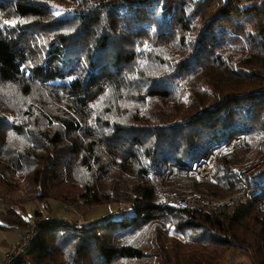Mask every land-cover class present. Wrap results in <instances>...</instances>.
Listing matches in <instances>:
<instances>
[{"label":"trees","instance_id":"obj_1","mask_svg":"<svg viewBox=\"0 0 264 264\" xmlns=\"http://www.w3.org/2000/svg\"><path fill=\"white\" fill-rule=\"evenodd\" d=\"M0 112V203L132 211L16 264H264V0H0Z\"/></svg>","mask_w":264,"mask_h":264},{"label":"rangeland","instance_id":"obj_2","mask_svg":"<svg viewBox=\"0 0 264 264\" xmlns=\"http://www.w3.org/2000/svg\"><path fill=\"white\" fill-rule=\"evenodd\" d=\"M58 4V3H56ZM54 5L53 12L56 14L59 12L60 14L63 13V10L61 9L60 4ZM71 10H68V13H71ZM1 115V112H0ZM243 143H245V139L241 138L238 141H234L233 144L231 145L232 148H229L228 151L231 152L232 150H239L240 148L243 147ZM236 147V148H235ZM225 152H228L226 149H224ZM238 153V152H237ZM217 153L212 155L211 157L213 160L210 162V166H201L197 173V178L200 176L202 177L204 174L208 173L210 171V174L207 176V179H211V177L214 175V165H216V158H217ZM256 152H253L251 156L256 155ZM219 156V155H218ZM237 157H239L237 155ZM246 160H241L237 163V167L240 168L243 171H246L247 165H246ZM201 164V163H200ZM198 164V165H200ZM261 163L251 166L248 171H251L253 169H256V167H259ZM231 166V165H230ZM229 166V167H230ZM198 167V166H197ZM196 167V168H197ZM210 167V168H209ZM195 168V169H196ZM213 171V174H212ZM196 172V170H195ZM247 172V171H246ZM204 181V180H202ZM24 189V187L22 188ZM24 206H9L8 204H2L0 203V213L1 212H6L9 208L14 207L16 209V213L18 214L19 217L23 220L24 224L19 225L18 227H14L13 229L15 230H20L21 231V236L19 242L11 247L10 249L6 250L2 257L4 256L5 253H13L15 252L20 246L22 245V238L24 235H27V232L31 226H33L36 230V236L38 235V225L41 223H49L51 221H63L67 223H80V224H85V225H91L95 224L97 222H104L108 219H117L120 217V214H130L132 213L131 209L129 207H124L121 210L113 211L112 209H117L121 205H113V204H106V205H100V206H94L91 209L88 208V206L85 205H80L79 207H72L69 208V205H64L61 204V202L57 200H44L43 202L39 201H29L27 203L23 204ZM37 212L39 214H37ZM30 218V219H29ZM48 219V221H47ZM23 253H21L20 257L22 256ZM226 256H229L232 261H240L245 264H253L252 260L249 256V254L243 252V251H228ZM19 257V259H20ZM2 259V258H1ZM0 259V261H1ZM18 259V260H19Z\"/></svg>","mask_w":264,"mask_h":264},{"label":"built area","instance_id":"obj_3","mask_svg":"<svg viewBox=\"0 0 264 264\" xmlns=\"http://www.w3.org/2000/svg\"><path fill=\"white\" fill-rule=\"evenodd\" d=\"M211 156L209 158H207L206 161L202 162L200 165H197L198 166V167L196 166L197 168L194 167V170H196V172H195L196 178H197V173H198V171H200L199 169L201 168V166H204V167L206 165L210 166V162L213 160V158ZM212 168H214V167L212 166ZM209 174H210V171L208 173L204 174L202 177L200 176L197 179L199 181L205 180V179H207V176ZM212 174H213V171H212ZM248 193H251V191H248ZM263 206H264V201H263ZM47 221H48V219H47ZM35 238H36V230L33 226H31L27 232V235L23 236L22 245L20 246V248H18L13 253H5L4 256L2 257L1 261H0V264H16L21 253L27 251V249L31 246V244L35 240Z\"/></svg>","mask_w":264,"mask_h":264},{"label":"crops","instance_id":"obj_4","mask_svg":"<svg viewBox=\"0 0 264 264\" xmlns=\"http://www.w3.org/2000/svg\"><path fill=\"white\" fill-rule=\"evenodd\" d=\"M20 236V230L0 228V259L6 250L19 242Z\"/></svg>","mask_w":264,"mask_h":264},{"label":"snow or ice","instance_id":"obj_5","mask_svg":"<svg viewBox=\"0 0 264 264\" xmlns=\"http://www.w3.org/2000/svg\"><path fill=\"white\" fill-rule=\"evenodd\" d=\"M56 15H57V16H59V15H60V13H59V12H57V13H56ZM5 23H7V21H5Z\"/></svg>","mask_w":264,"mask_h":264}]
</instances>
